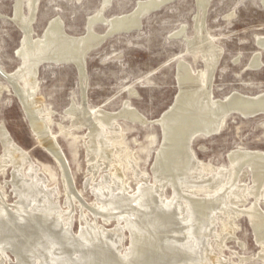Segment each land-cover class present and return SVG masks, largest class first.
Here are the masks:
<instances>
[{
	"label": "bare ground",
	"instance_id": "6f19581e",
	"mask_svg": "<svg viewBox=\"0 0 264 264\" xmlns=\"http://www.w3.org/2000/svg\"><path fill=\"white\" fill-rule=\"evenodd\" d=\"M24 1L15 2L12 16L23 32L16 52L20 65L14 71L0 66L7 76L0 74L4 80L0 81V96L10 91L20 100L34 133L62 170L67 198L62 205L58 185L49 184L52 170L36 162L0 122V174L11 165L10 183L16 198L10 203L1 186L0 264H228L213 247V242L220 245L225 236L217 226L227 217L231 228L228 234L233 233L232 219L243 214L249 218L261 246L259 256L264 259V150L238 147L224 166L199 159L192 147L195 137L221 132L234 111L244 117L264 114V92L247 95L234 91L221 99L214 96L211 81L222 48L214 44L202 21H197L195 37H189L185 27L175 33L186 42L195 60L198 56L204 59L205 67L194 68L185 60L178 64L180 92L159 117L163 138L151 174L139 169L140 157L125 143L126 131L118 118L143 125L153 121L129 101L116 114L101 109L89 111L84 101L82 105H71L68 115L74 127L89 130L86 153L90 175L85 182L97 201L94 206L79 201L92 215L83 211L81 227L73 231L77 195L66 153L50 129L51 113H45L37 93L39 68L43 63H72L85 77L90 52L115 34L140 29L144 15L172 0H140L133 11L111 17L103 12L112 2L103 0L102 8L87 18L82 35L70 34L60 16L47 23L43 35H36L33 24L39 0H26L28 13L24 12ZM210 1L197 0L204 11ZM98 23L106 25L104 33L95 30ZM258 42L264 47L261 38ZM259 55L252 67L261 65ZM130 92L137 94L135 89ZM61 132L77 139L62 126ZM151 139L153 143L155 138ZM126 169H131L136 187L129 181ZM100 170L108 173L93 183ZM247 171L252 185L241 181L242 173ZM168 187L170 195L166 193ZM249 197L252 201L245 206ZM112 220L115 225L107 227L105 223ZM125 231L130 235L129 246L124 245Z\"/></svg>",
	"mask_w": 264,
	"mask_h": 264
},
{
	"label": "rangeland",
	"instance_id": "374dc122",
	"mask_svg": "<svg viewBox=\"0 0 264 264\" xmlns=\"http://www.w3.org/2000/svg\"><path fill=\"white\" fill-rule=\"evenodd\" d=\"M16 1L0 0V66L7 71H14L20 65L16 52L23 32L12 18ZM139 1L111 0L112 3L107 5L103 15L111 17L131 12ZM102 4L103 0H39L33 24L34 33L43 35L47 23L60 16L70 34L82 35L87 29V18L94 16L102 8ZM23 9L28 13L26 0ZM197 21L203 22L204 29L214 44L222 48L211 81L214 96L221 99L234 91L247 95L264 92V47L258 42L259 38L264 42L262 0H211L205 11L199 7L197 0H172L162 8L144 15L140 29L115 34L107 38L100 48L90 52L86 60L85 77L80 76L77 67L72 63H43L40 66V86L37 93L42 98L41 104L45 113H51L50 129L66 153L72 182L74 181L73 189L77 195L76 200L74 199L73 231L81 227V213L89 211L81 207L79 201L83 200L85 204L92 206L97 201L85 182L90 175L86 153L89 130L85 126L80 130L76 129L68 110L74 103L82 105L84 101L89 111L97 112L101 109L116 114L129 101L132 107L153 121L143 125L123 117L118 118V124L126 131L125 143L140 157L139 169L151 174L155 154L160 149L163 138L162 127L158 121L174 104L180 92L178 64L185 60L194 68L205 67L204 59L198 56L195 60L183 38L175 36L176 32L185 27V33L189 37H195ZM106 28L101 23L95 25L98 33H104ZM259 53L261 65L252 67L251 64ZM0 81L4 80L0 78ZM130 89H135L137 94L132 95ZM3 93L0 96V122L36 162L48 165L52 170L49 184L58 185L59 199L65 206L66 187L59 164L40 143L18 97L10 91ZM61 126L71 130L77 139L74 141L72 136L63 134ZM152 137L155 138L153 143ZM192 143L199 159L227 166L229 154L238 147L264 150V114L244 117L238 112H232L221 132L208 137L197 136ZM2 153L3 145L0 142V162ZM126 172L132 186L136 187L137 182L131 169H126ZM98 173L93 183L108 171L100 170ZM243 173L241 181L252 185L251 173ZM11 178L12 169L8 164L5 173L0 174V188L4 186L9 202L13 203L16 198L12 193ZM166 193L171 194L170 187L166 189ZM251 201L252 198L249 197L245 206ZM261 205L264 209V200ZM90 214L92 215L91 212ZM245 215L232 219L235 230L230 234L229 218L225 217V220L220 221L217 228L225 236L220 245L213 242V247L228 264H264V259L259 256L261 246L256 241L249 218ZM98 221L103 220L99 217ZM115 223L112 220L105 225L112 227ZM124 234V245L129 246L130 235L128 231Z\"/></svg>",
	"mask_w": 264,
	"mask_h": 264
},
{
	"label": "water",
	"instance_id": "95a60500",
	"mask_svg": "<svg viewBox=\"0 0 264 264\" xmlns=\"http://www.w3.org/2000/svg\"><path fill=\"white\" fill-rule=\"evenodd\" d=\"M0 74L2 75V76H4V77H7L6 76V74H5V72L2 70V68H0ZM234 112H236V111H234ZM159 123H160V121H158ZM217 132H214V133H211V135H214V134H216Z\"/></svg>",
	"mask_w": 264,
	"mask_h": 264
}]
</instances>
